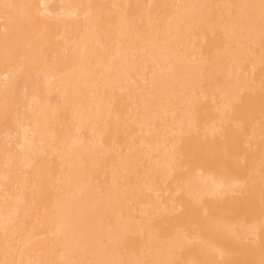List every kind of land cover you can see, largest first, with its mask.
<instances>
[{
    "label": "bare ground",
    "instance_id": "6f19581e",
    "mask_svg": "<svg viewBox=\"0 0 264 264\" xmlns=\"http://www.w3.org/2000/svg\"><path fill=\"white\" fill-rule=\"evenodd\" d=\"M0 264H264V0H0Z\"/></svg>",
    "mask_w": 264,
    "mask_h": 264
}]
</instances>
